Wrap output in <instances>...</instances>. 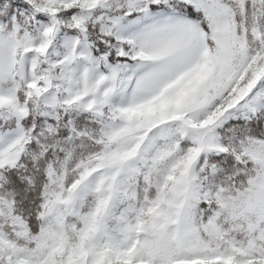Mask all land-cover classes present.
<instances>
[{"label":"snow or ice","instance_id":"snow-or-ice-1","mask_svg":"<svg viewBox=\"0 0 264 264\" xmlns=\"http://www.w3.org/2000/svg\"><path fill=\"white\" fill-rule=\"evenodd\" d=\"M0 264H264V0H0Z\"/></svg>","mask_w":264,"mask_h":264}]
</instances>
